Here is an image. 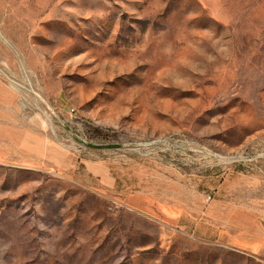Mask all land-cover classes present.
Returning <instances> with one entry per match:
<instances>
[{
  "label": "rangeland",
  "instance_id": "374dc122",
  "mask_svg": "<svg viewBox=\"0 0 264 264\" xmlns=\"http://www.w3.org/2000/svg\"><path fill=\"white\" fill-rule=\"evenodd\" d=\"M0 264H264V0H0Z\"/></svg>",
  "mask_w": 264,
  "mask_h": 264
}]
</instances>
